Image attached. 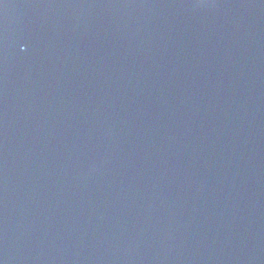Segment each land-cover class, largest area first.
<instances>
[{
    "label": "water",
    "instance_id": "95a60500",
    "mask_svg": "<svg viewBox=\"0 0 264 264\" xmlns=\"http://www.w3.org/2000/svg\"><path fill=\"white\" fill-rule=\"evenodd\" d=\"M0 264H264V0H0Z\"/></svg>",
    "mask_w": 264,
    "mask_h": 264
}]
</instances>
